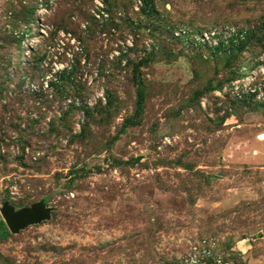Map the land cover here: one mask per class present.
Here are the masks:
<instances>
[{
	"label": "rangeland",
	"instance_id": "rangeland-1",
	"mask_svg": "<svg viewBox=\"0 0 264 264\" xmlns=\"http://www.w3.org/2000/svg\"><path fill=\"white\" fill-rule=\"evenodd\" d=\"M254 86L264 0H0V264H264Z\"/></svg>",
	"mask_w": 264,
	"mask_h": 264
},
{
	"label": "water",
	"instance_id": "water-1",
	"mask_svg": "<svg viewBox=\"0 0 264 264\" xmlns=\"http://www.w3.org/2000/svg\"><path fill=\"white\" fill-rule=\"evenodd\" d=\"M0 214L9 232L17 233L28 225L47 219L49 210L45 208L42 202H35L20 210H14L9 204L3 203Z\"/></svg>",
	"mask_w": 264,
	"mask_h": 264
},
{
	"label": "built area",
	"instance_id": "built-area-1",
	"mask_svg": "<svg viewBox=\"0 0 264 264\" xmlns=\"http://www.w3.org/2000/svg\"><path fill=\"white\" fill-rule=\"evenodd\" d=\"M243 78H240L232 83V88L234 89V92L236 95L240 98L242 96V90H240V82H242ZM250 87L248 88V91L252 94H256L257 92V98L263 97L264 93H260L261 89ZM182 264H199V257L196 254V248H193L191 252H188L183 258H182Z\"/></svg>",
	"mask_w": 264,
	"mask_h": 264
},
{
	"label": "trees",
	"instance_id": "trees-1",
	"mask_svg": "<svg viewBox=\"0 0 264 264\" xmlns=\"http://www.w3.org/2000/svg\"><path fill=\"white\" fill-rule=\"evenodd\" d=\"M141 97V93L139 92V98ZM8 235V231L2 223H0V238H3Z\"/></svg>",
	"mask_w": 264,
	"mask_h": 264
}]
</instances>
